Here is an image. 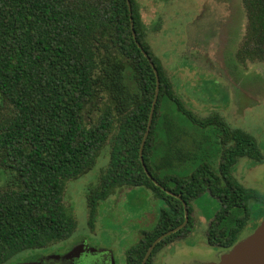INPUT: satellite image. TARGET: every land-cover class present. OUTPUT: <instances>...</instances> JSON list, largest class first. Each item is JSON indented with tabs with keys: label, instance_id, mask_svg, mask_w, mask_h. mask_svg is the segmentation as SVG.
Segmentation results:
<instances>
[{
	"label": "trees",
	"instance_id": "obj_1",
	"mask_svg": "<svg viewBox=\"0 0 264 264\" xmlns=\"http://www.w3.org/2000/svg\"><path fill=\"white\" fill-rule=\"evenodd\" d=\"M243 1L248 21L237 57L264 60V0ZM130 2L0 0V264L61 248L77 226L67 184L105 156L88 187L91 218L123 188L146 187L165 202L155 225L127 250L128 264H142L155 239L185 220L184 200L189 222L161 240L146 264L192 235V201L206 192L221 202L206 232L210 245L231 248L252 219L235 166L243 157L264 160L258 139L219 113L198 116L188 107L146 39L140 0ZM138 41L160 76L143 158L182 198L158 186L141 159L158 83Z\"/></svg>",
	"mask_w": 264,
	"mask_h": 264
},
{
	"label": "rangeland",
	"instance_id": "obj_2",
	"mask_svg": "<svg viewBox=\"0 0 264 264\" xmlns=\"http://www.w3.org/2000/svg\"><path fill=\"white\" fill-rule=\"evenodd\" d=\"M140 2L146 39L154 55L173 75L175 89L188 107L198 116L221 114L233 126L256 136L264 153V60L242 61L237 57L247 30L244 1ZM213 132L214 129L205 131L210 138L215 137ZM209 151L217 155L218 148L210 145ZM107 161L106 156L100 158L94 169L67 184L65 202L77 221L72 236L59 250L33 254L13 264H128L127 250L139 241L144 230L155 225L165 202L146 187L123 188L103 200L91 218L88 187L97 181ZM235 175L250 192L252 219L240 233L243 239L264 220V160L241 158ZM192 205L194 233L164 246L154 264L220 260L225 249L210 245L206 236L220 200L206 192Z\"/></svg>",
	"mask_w": 264,
	"mask_h": 264
},
{
	"label": "water",
	"instance_id": "obj_3",
	"mask_svg": "<svg viewBox=\"0 0 264 264\" xmlns=\"http://www.w3.org/2000/svg\"><path fill=\"white\" fill-rule=\"evenodd\" d=\"M130 7H131V2L128 0ZM133 25V33L134 37L137 38V32ZM138 45L140 48H142L144 54L148 57V59L151 61L153 67L155 68L156 74H157V91H156V97L154 99L153 107H152V112L150 116V122L148 126V130L143 138V142L141 144V159L144 165V168L148 175L154 180V182L158 185L161 186L163 189H165L168 193L173 194L178 196L179 198H182L179 194H176L175 192L166 189L157 179H155L152 175V173L149 171L144 158H143V151H144V146L147 140V137L149 135V131L151 128V123H152V118L154 114V109L156 105V101L158 98V94L160 91V76H159V71L154 63L152 61V58L150 54L143 48V45L141 44L140 41H138ZM184 205H185V220L178 226L174 227L171 230H168L167 232L161 234L159 237L155 239V241L150 245L148 248L144 259L142 261V264H146L150 255L152 254L154 248L156 245L163 240L165 237L168 235L172 234L173 232L178 231L179 229L183 228L190 219V213H189V208L187 202L184 200ZM197 264H264V220L260 223V225L256 228V230L248 235L247 237L240 239L237 241L235 245H233L231 248H229L222 256L221 259L218 262H212V263H197Z\"/></svg>",
	"mask_w": 264,
	"mask_h": 264
},
{
	"label": "flooded vegetation",
	"instance_id": "obj_4",
	"mask_svg": "<svg viewBox=\"0 0 264 264\" xmlns=\"http://www.w3.org/2000/svg\"><path fill=\"white\" fill-rule=\"evenodd\" d=\"M176 241H178V240H176ZM176 241H174V242H176ZM179 241H181V240H179ZM207 242H208V241H207ZM172 243H173V242H172ZM172 243H171V244H172ZM169 244H170V243H169ZM173 244H174V243H173ZM167 245H168V244H167ZM165 246H166V245H165ZM227 250H228V249H225V251L223 252V254H224ZM55 251H56V250H55ZM50 252H53V251H50ZM50 252H42V253H38V254H43V253H47V254H48V253H50ZM223 254H222V255H223ZM222 255H221V256H222ZM27 257H28V256H27ZM220 259H221V257H220Z\"/></svg>",
	"mask_w": 264,
	"mask_h": 264
}]
</instances>
